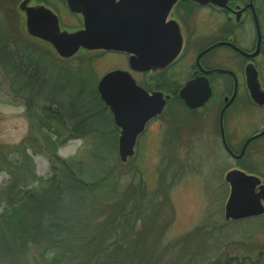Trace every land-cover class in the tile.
Masks as SVG:
<instances>
[{"label": "rangeland", "instance_id": "374dc122", "mask_svg": "<svg viewBox=\"0 0 264 264\" xmlns=\"http://www.w3.org/2000/svg\"><path fill=\"white\" fill-rule=\"evenodd\" d=\"M0 5V21L3 18L10 22L0 24V31L13 29V39L19 41L7 47L0 41V144L21 148L27 142L39 147L45 136L56 139V156L72 161L70 166L85 181L104 185L119 181L124 197H131L133 192L136 197L145 196L138 200L142 207L137 212L134 206L125 209L135 211L127 241L139 243L135 257L139 254L142 264H201L209 257L221 261L238 257L239 264H264V220L222 224L228 187L223 182L219 186L213 176L216 166L213 169L205 151L197 145L178 149L179 160L169 161L167 149L151 147L155 137L150 129L139 137L134 156L126 163L119 161L118 135L96 92L99 78L113 64L120 63L118 56L101 51L79 52L69 60L57 59L50 46L22 35L23 21L16 7L6 0H0ZM22 43H32L39 53L44 52L41 55L47 64L37 70L43 81L39 91L36 76H32L36 70L27 67L24 50L19 48L24 46ZM18 68L23 70L11 72ZM16 75H22L21 79ZM27 77L36 83H26ZM43 109L46 111L40 114ZM173 112L179 118L188 117L181 105H175ZM193 121L196 123L197 118ZM44 122L50 127L42 126ZM59 133L62 135L57 138ZM170 133L172 139L181 137V130ZM28 153L36 175L47 177V157L32 149ZM95 153L106 158L104 162L94 159ZM78 157L82 159L80 165ZM6 178L0 172V185ZM136 183L145 186L143 193L133 186Z\"/></svg>", "mask_w": 264, "mask_h": 264}, {"label": "flooded vegetation", "instance_id": "af4514ba", "mask_svg": "<svg viewBox=\"0 0 264 264\" xmlns=\"http://www.w3.org/2000/svg\"><path fill=\"white\" fill-rule=\"evenodd\" d=\"M6 1L16 7L23 21L22 35L27 37L26 11L19 7L23 0ZM25 6L47 8L56 16L60 29H80L84 11L88 20L97 23L94 26L105 29L104 37L151 38L152 60L158 55L165 59L179 50L169 64L158 69L161 64L155 60L150 70L130 67L128 53L101 51L118 56L120 62L105 73L126 71L147 95L163 94V111L143 123L135 151L139 137L150 129L155 137L151 147L167 149L169 161L179 160L178 149L197 145L213 169L216 166L213 176L219 186L223 182L228 187V194L225 175L231 170L257 179L254 190L264 208V0H27ZM83 52L87 51L81 49ZM188 84L181 97L180 90ZM177 104L187 112L186 119L174 116ZM104 107L119 136L121 128ZM139 124L141 119L125 122L131 129ZM174 129L181 130V137L172 139L170 130ZM224 204L225 226L264 220L263 213L227 222Z\"/></svg>", "mask_w": 264, "mask_h": 264}, {"label": "trees", "instance_id": "16d2710c", "mask_svg": "<svg viewBox=\"0 0 264 264\" xmlns=\"http://www.w3.org/2000/svg\"><path fill=\"white\" fill-rule=\"evenodd\" d=\"M15 37L13 29L0 31L1 46L18 44ZM27 45L19 48L24 50L27 67L36 70L32 76H36L39 91L43 81L37 70L47 63L41 55L43 51L39 53L32 43ZM19 70L23 69L11 72ZM21 77L16 75L18 80ZM30 81L32 78L27 77L26 83ZM32 83H36L34 79ZM43 111L46 110L40 114ZM41 125L50 127L46 122ZM43 142L39 147L25 142L21 148L0 144V172L7 176L0 185V264H135L136 260L142 264L140 255L135 257L139 243L127 241L129 232L133 231L131 217L135 216V211L126 212L125 209L134 206L137 212V208L142 207L138 200L145 196L136 197L133 192L131 197H124L119 181L109 185L85 181L73 170V165L70 166L72 161L56 156V139L45 136ZM30 149L47 157L50 163L47 177L36 175L32 156L28 153ZM93 157L102 162L106 159L98 153ZM78 158L80 165L82 159ZM133 186L143 193L142 183ZM136 242H140V238ZM237 259L231 257L221 261L209 257L205 262L239 264ZM205 262L201 264H207Z\"/></svg>", "mask_w": 264, "mask_h": 264}, {"label": "water", "instance_id": "95a60500", "mask_svg": "<svg viewBox=\"0 0 264 264\" xmlns=\"http://www.w3.org/2000/svg\"><path fill=\"white\" fill-rule=\"evenodd\" d=\"M174 1V0H173ZM23 0L19 7L26 11L24 30L30 38L42 41L52 47L57 58L69 60L81 49L91 51H117L129 54V65L138 70H150L157 61L161 66L169 64L177 55L175 50L164 59L158 55L152 60L151 38L122 39L102 36L101 29L83 12L82 27L74 31L60 29L56 16L47 8L27 7ZM173 3H169L168 9ZM83 7V6H82ZM84 8V7H83ZM80 11L77 7L74 8ZM27 36V37H28ZM155 40V39H154ZM158 54H161L159 52ZM189 84L179 95L184 97ZM99 99L108 107L113 121L121 128L117 140V155L121 163H126L135 154L137 136L143 131V123L163 111L165 100L161 92L147 95L126 71L112 70L100 77L97 82ZM141 119L142 124L127 128L126 121ZM229 184V194L224 204V219L227 222L247 219L264 213L260 205V194L255 193L257 179L239 170H231L225 175ZM252 191L254 194H252Z\"/></svg>", "mask_w": 264, "mask_h": 264}]
</instances>
